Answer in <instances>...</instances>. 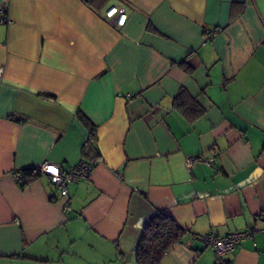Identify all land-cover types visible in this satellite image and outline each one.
I'll return each instance as SVG.
<instances>
[{
  "label": "crops",
  "instance_id": "crops-1",
  "mask_svg": "<svg viewBox=\"0 0 264 264\" xmlns=\"http://www.w3.org/2000/svg\"><path fill=\"white\" fill-rule=\"evenodd\" d=\"M114 6L123 25L105 15ZM8 17L0 264H134L157 212L188 231L161 264H216L201 236L264 226V0H109L101 12L10 0ZM187 156L201 160L187 168ZM81 160L95 168L68 184L67 202L46 174L15 180ZM225 257L264 264V236Z\"/></svg>",
  "mask_w": 264,
  "mask_h": 264
},
{
  "label": "built area",
  "instance_id": "built-area-1",
  "mask_svg": "<svg viewBox=\"0 0 264 264\" xmlns=\"http://www.w3.org/2000/svg\"><path fill=\"white\" fill-rule=\"evenodd\" d=\"M9 3L10 0H0V23L10 21L8 17ZM105 15L118 26L123 25L126 19L124 8L121 6L109 8L105 12ZM3 71V67L0 66V80L3 76ZM199 160H201L199 156H187L185 158V166L190 168ZM211 160V158L203 159L207 165L211 164ZM37 170L40 174H46L49 177V180L55 186L60 196L67 202L69 194L68 184L88 178L94 170V165L89 161L81 160L76 165L62 169L58 164L45 161L37 167ZM15 180L19 183L24 182V176L21 171L16 172ZM63 208H67L66 203H64ZM257 234L264 236V226H249L243 230L229 232L222 236L205 234L200 237V240L213 251L216 264H230L225 257L226 254L232 252L243 240L247 238L253 239Z\"/></svg>",
  "mask_w": 264,
  "mask_h": 264
},
{
  "label": "trees",
  "instance_id": "trees-1",
  "mask_svg": "<svg viewBox=\"0 0 264 264\" xmlns=\"http://www.w3.org/2000/svg\"><path fill=\"white\" fill-rule=\"evenodd\" d=\"M94 10L101 12L108 7L109 0H85ZM189 95L185 90H180L175 97L174 105L181 106L187 101ZM194 114L200 115L203 110L194 102ZM193 116V117H195ZM83 119V118H82ZM83 121L91 126L87 118ZM92 130V126L90 128ZM93 136V131L89 139ZM94 138V137H93ZM91 163V162H90ZM93 164V163H92ZM94 165V164H93ZM95 168V165H94ZM23 176H37L40 173L35 168H26L22 171ZM21 183V186H23ZM187 230L181 227L170 215L157 212L141 229L137 244L134 249V264H161V261L169 249L178 243H182L187 236Z\"/></svg>",
  "mask_w": 264,
  "mask_h": 264
}]
</instances>
